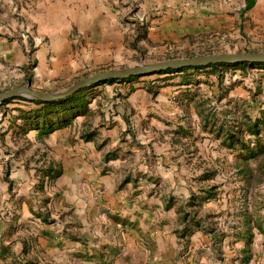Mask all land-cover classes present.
Instances as JSON below:
<instances>
[{"label": "rangeland", "instance_id": "rangeland-1", "mask_svg": "<svg viewBox=\"0 0 264 264\" xmlns=\"http://www.w3.org/2000/svg\"><path fill=\"white\" fill-rule=\"evenodd\" d=\"M107 1L119 11L117 22L110 19L120 25L118 36L104 45L98 29L91 37L84 20L70 21L64 32L71 48L55 61L61 68L50 72L39 62L45 53L33 48L28 63L6 75L10 82L0 93L28 84L55 93L92 75L142 64L264 53V0L249 11L244 0ZM2 2L0 13L10 6L20 12V0L5 8ZM17 18L22 17L4 15L0 30L19 32L25 20ZM4 124L18 140L36 131L45 145L58 133L94 143L102 153L95 165L104 179L95 173L80 180L81 193H89L86 198L96 206L105 204L103 211L114 220L119 218L105 182L123 192L124 200L138 197L151 206L162 222L149 226L146 236L172 237L168 264H264V65L110 79L58 101L14 97L0 103ZM45 168L38 167L37 174L45 175ZM54 183L45 175L36 184L45 204ZM44 219L56 220L50 211ZM163 223L173 229L167 232Z\"/></svg>", "mask_w": 264, "mask_h": 264}, {"label": "crops", "instance_id": "crops-1", "mask_svg": "<svg viewBox=\"0 0 264 264\" xmlns=\"http://www.w3.org/2000/svg\"><path fill=\"white\" fill-rule=\"evenodd\" d=\"M1 1L3 8L12 3ZM20 1L19 13L13 6L0 13L1 19L19 14L22 18L17 20H25L19 32L1 26L0 87L10 82L6 75L28 63L33 48L45 53L40 57L43 63L39 62L50 72L61 68L55 61L60 60V52L71 48L64 32L70 21L84 20L91 37L98 29L97 35L106 37L104 45L121 33L120 25L110 21L117 22L118 8L107 0ZM8 128L7 124L0 126V264H168L165 255L169 244L174 245L172 237L150 240L146 236L149 226L162 222L151 206L146 208L138 197L124 200L123 192L117 193L113 183L105 182L110 186L106 197L113 203L112 213L119 218L114 220L103 211L105 204L96 206L86 198L89 193H81L80 180L95 177V173L104 179L96 166L102 162V153L94 143L73 141L69 134L58 133L45 145L36 131H30L28 139L18 140ZM18 149L17 156L14 150ZM38 167H47L43 173L55 178L53 188H47L49 204L35 192L39 179L45 176L37 174ZM49 211L56 219L52 224L44 219ZM161 228L167 232L173 229L168 223Z\"/></svg>", "mask_w": 264, "mask_h": 264}, {"label": "water", "instance_id": "water-1", "mask_svg": "<svg viewBox=\"0 0 264 264\" xmlns=\"http://www.w3.org/2000/svg\"><path fill=\"white\" fill-rule=\"evenodd\" d=\"M242 63L264 64V53H222L142 64L135 67L98 73L80 80L66 90L55 93L37 92L32 90L31 84H28L25 87H17L0 93V103L14 97H23L30 100L45 102L58 101L66 99L93 84L110 79H122L132 76H149L170 69L177 70L192 67H207L210 65H236Z\"/></svg>", "mask_w": 264, "mask_h": 264}, {"label": "trees", "instance_id": "trees-1", "mask_svg": "<svg viewBox=\"0 0 264 264\" xmlns=\"http://www.w3.org/2000/svg\"><path fill=\"white\" fill-rule=\"evenodd\" d=\"M246 4H247V6L245 7V11H249L250 9H252L255 6L256 0H246ZM245 64L246 63L236 64L234 66H241V65H245ZM256 64H259V63H256ZM260 65H264V64H260ZM220 66H231V65L221 64V65H211L209 67H220ZM167 71H172V70L170 69Z\"/></svg>", "mask_w": 264, "mask_h": 264}]
</instances>
